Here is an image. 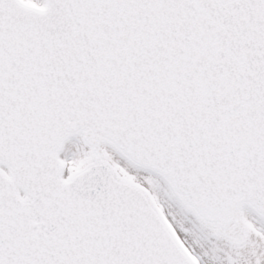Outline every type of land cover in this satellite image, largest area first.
I'll use <instances>...</instances> for the list:
<instances>
[{
  "label": "snow or ice",
  "instance_id": "snow-or-ice-1",
  "mask_svg": "<svg viewBox=\"0 0 264 264\" xmlns=\"http://www.w3.org/2000/svg\"><path fill=\"white\" fill-rule=\"evenodd\" d=\"M0 264H264V0H0Z\"/></svg>",
  "mask_w": 264,
  "mask_h": 264
}]
</instances>
